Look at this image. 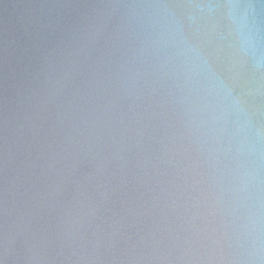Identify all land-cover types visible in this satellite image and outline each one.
<instances>
[{
  "label": "water",
  "instance_id": "water-1",
  "mask_svg": "<svg viewBox=\"0 0 264 264\" xmlns=\"http://www.w3.org/2000/svg\"><path fill=\"white\" fill-rule=\"evenodd\" d=\"M0 264H264V0H0Z\"/></svg>",
  "mask_w": 264,
  "mask_h": 264
}]
</instances>
